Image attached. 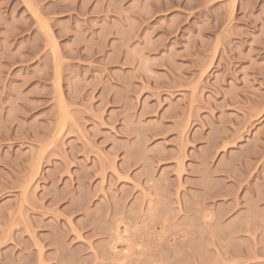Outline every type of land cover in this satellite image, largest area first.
<instances>
[{
    "label": "rangeland",
    "instance_id": "rangeland-1",
    "mask_svg": "<svg viewBox=\"0 0 264 264\" xmlns=\"http://www.w3.org/2000/svg\"><path fill=\"white\" fill-rule=\"evenodd\" d=\"M187 262L264 264V0H0V264Z\"/></svg>",
    "mask_w": 264,
    "mask_h": 264
},
{
    "label": "bare ground",
    "instance_id": "bare-ground-1",
    "mask_svg": "<svg viewBox=\"0 0 264 264\" xmlns=\"http://www.w3.org/2000/svg\"><path fill=\"white\" fill-rule=\"evenodd\" d=\"M190 233V232H189ZM192 236H193V234H191ZM187 236V235H186ZM187 238H189V237H187ZM190 240V239H189ZM195 240V239H194ZM197 241V240H196ZM167 242H169V241H167ZM187 242V241H186ZM159 243V242H158ZM164 243V242H163ZM166 243V242H165ZM197 243V242H196ZM188 244V243H187ZM162 245V244H161ZM166 245V244H165ZM186 245V244H185ZM194 245V244H193ZM199 248V247H198ZM195 251H197V249H195ZM198 252H200V251H197V253ZM199 256V255H198ZM201 257V256H200ZM190 258H191V256H190ZM202 260V259H201ZM205 260V259H204ZM198 262V261H197ZM203 262V261H202ZM188 263V262H187ZM189 264V263H188Z\"/></svg>",
    "mask_w": 264,
    "mask_h": 264
}]
</instances>
